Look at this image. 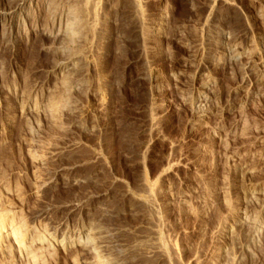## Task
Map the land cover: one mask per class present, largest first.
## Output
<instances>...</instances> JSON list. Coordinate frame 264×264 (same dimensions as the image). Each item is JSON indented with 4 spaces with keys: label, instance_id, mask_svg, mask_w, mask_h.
<instances>
[{
    "label": "rangeland",
    "instance_id": "obj_1",
    "mask_svg": "<svg viewBox=\"0 0 264 264\" xmlns=\"http://www.w3.org/2000/svg\"><path fill=\"white\" fill-rule=\"evenodd\" d=\"M7 1L10 0H0V11L10 6L12 1L9 5ZM138 1L147 30L145 48L131 14L130 1L100 0L98 14L104 31L95 37L96 45L93 42L90 49L98 66L89 69L87 74L81 70L72 75L73 83L86 78L84 81L91 85L89 89L100 86L107 105L103 113L97 110L98 102L87 87L71 90L68 106L58 107L53 115L49 112L46 120L34 116L23 119L19 113L20 101H15L14 92L21 93L23 101L34 97L43 107L45 97L58 99L59 85L51 70L62 55L48 49L49 40L41 37L28 45L16 40L10 47L0 46V147L4 144L0 149V173H6L10 179L15 174L18 181L20 177L24 179L19 183L23 195L31 186L28 184L40 186L42 196L26 199L29 202L23 211L25 218L34 221L36 217V222L38 219L54 229L62 226L59 232H74L88 220L92 221L96 226L95 247L99 255L119 264H223V247L229 249L233 264H264V234L250 242L243 227L230 221L231 241L228 234L217 231L222 219L230 220L227 206L217 197L222 183H231L227 189L228 204L251 208L241 192L249 182L264 185V167H256L249 178L232 180L208 130L191 128L192 115L176 95L180 89L194 91L199 69L215 80L214 101L219 110L239 97L235 84L239 78L237 69L232 66L230 70L223 63L215 65L212 61L224 52L217 32L228 30L241 46L247 44L249 37L257 44H264V0H232V6L228 7L216 4L215 20L208 18L210 0ZM256 8H261L262 17L257 15ZM163 10H167L165 20L160 17ZM158 22L164 24L165 35L161 37L154 32ZM144 61L154 71L152 82L142 76L146 69ZM263 100L246 110L250 120L264 122ZM150 112L156 127L152 135L146 130ZM228 113L222 112L224 125L235 119V113ZM212 116L208 120L210 126L220 121L219 115ZM19 144H22L20 148ZM233 145L229 143L228 148ZM26 149L38 160H34L36 163L26 156ZM3 160L11 161L7 164L10 168H6ZM167 161L174 167L170 168ZM161 170H168L163 185L169 186L165 191L170 195L164 191L156 197L151 211L160 219L162 240L166 244L172 242L178 250L174 261L169 250L162 260L157 255L146 258L148 212L140 211L135 200L141 193L142 176L149 182L158 181ZM180 192L190 197L191 211L179 208L172 200ZM71 203L72 210L66 207ZM258 208L255 207V212Z\"/></svg>",
    "mask_w": 264,
    "mask_h": 264
},
{
    "label": "bare ground",
    "instance_id": "obj_2",
    "mask_svg": "<svg viewBox=\"0 0 264 264\" xmlns=\"http://www.w3.org/2000/svg\"><path fill=\"white\" fill-rule=\"evenodd\" d=\"M10 1H12L11 4ZM10 1H7V3L9 2L8 5L10 4V6H8L7 9L5 10L1 9L2 11H0V46H9L10 44L13 43V41L15 42L16 40L23 41L28 45L32 41H34V39H36L37 37H41L49 40L50 44L48 49L50 48L51 51L57 52L58 54L62 55V58H59L57 61L54 62L51 70V74L56 78L59 85V92H60L59 98L48 99L45 97V100L43 101H46V103L44 104L43 107V105H38L35 102V100H33L34 97L32 99L28 98L27 99L28 101L27 100L23 101L21 93H19L18 95V92L15 91L14 92L15 101L18 102L17 101L18 99L20 101V103H18L19 104L18 107L21 117H24L23 119H25L26 116L27 117L34 116V118L42 117L43 119L45 118L47 119L49 112L53 115V113L56 111L58 107L63 105L65 107L68 106L69 104L68 95L72 93L71 90L80 91L82 88H87V87H88L87 88L88 91L91 90L90 93L92 97L95 98V100L98 102L97 110L99 111V113H103L107 105L106 102L103 100V92L100 90V88H98L100 86H97L98 85L97 84L96 88L92 87L94 89H89L91 85L88 86L87 85L88 81L87 82L84 81L86 78L78 81L76 80V82L73 83L74 77H72V75L78 71L86 70V74H87L89 69L94 70L95 68L96 65L94 61L95 57L93 59L90 53L91 52L90 49L91 46H93L95 37H98V35H100L104 31V27L103 25H101L102 23H100L101 21L99 19V14H98L99 13L98 8L101 3L100 0H10ZM129 1L131 4V8H130L132 12L131 14L137 22V26L140 31L139 36H141V39H143L142 44H144L146 43L148 37H147V30L145 27L144 17L141 11L142 8H140L141 7L139 3L140 1L138 0H129ZM231 1L232 0H210L208 18L215 20V18L217 17L216 14L218 13V10L216 4H219V6L221 7L222 6L228 7L230 5L232 6ZM256 13L259 17H262L263 15L261 8L260 9L256 8ZM160 17L161 20H165L167 18V10H163L160 13ZM207 24H209L208 21ZM154 32L158 37L165 35L163 34L164 24L162 23L161 25L158 22L155 25ZM204 32L206 33V31ZM217 33L220 37V40L222 41L221 44H223L224 52L222 57L221 54L219 56L216 55L213 57L212 61L213 63H215V65H219L223 63L224 66H226V68L230 70H232L231 68L232 66H234L237 69L239 78L237 81L238 83L235 82V84H237L238 90H236V88L233 89L240 92L239 97L232 102L230 101V104L226 105L225 108L223 106L224 109L219 110L214 101L215 96H217V93L215 95L213 90V87L215 85V80L212 76L208 74L206 75L203 74L202 70H199L198 68H197L198 70L195 69L197 70L196 78L198 80V84L197 87L194 89V91L190 93V91H188L187 89L181 90L178 87L180 90L176 88L178 90V93L175 94L177 95L178 102L181 105L185 106L186 109H188L192 115V122H189L191 123V128L192 129L201 128L208 130L210 140L218 150L219 155L221 154L220 158L223 157V162L225 166H227V169L229 171L228 172L229 176H232V180L236 178L244 179V177L249 178L252 175V173H254V171L256 170V167L258 166L264 167V122L258 123L255 121L256 119L250 120L245 113L249 107H252L259 100L264 99V44L261 42L257 44L255 43L252 37L248 36L249 39L247 44L241 46L237 44L238 43L237 40L233 39V37L231 36L228 30L220 29V31H218ZM94 43L96 45V42ZM142 46L145 48V44ZM197 49H195V55L196 57L197 56L199 57V53H198L199 49L198 50ZM69 52L71 53L68 54ZM144 66L146 67V69L142 73V76L145 79H148L150 82H152L153 80H155V78L153 79L155 75L153 73L154 71H152L148 67L146 61H144ZM236 91H234V93H236ZM11 95L13 96L12 93ZM20 95L21 97L19 98ZM41 104H43V102ZM205 106L206 108H204ZM223 111L227 113L232 112L236 114L234 121H232L229 125H224L221 122V115ZM212 115H214V117L216 115H219V119H220L219 123L216 122L214 126H210V124L208 123L209 122L208 120ZM147 121L148 123L146 130H148V132L152 135V133H154V131L156 130L155 129L156 127L154 123L155 118L151 114V112L148 115ZM1 134L2 133H0V135ZM247 135L249 136L247 137ZM5 136L7 137V135ZM246 142H249V144L246 145L245 144ZM23 143L24 142H22V144ZM229 143L234 144L233 145L234 147L232 148L230 147L231 149L228 148ZM22 144H19V148L20 145ZM3 147L4 144L2 148L0 147V149H3ZM212 149H214V147ZM29 151H27L26 156L30 158L29 159L30 161L36 163V161L38 160H36V158L31 155L32 152L29 153ZM8 160L6 158V161ZM6 161L4 162L6 163L5 164L7 166L6 168H10V165L8 167L7 164L11 161L9 162ZM169 163L170 162L167 161L166 164L169 165ZM169 166L170 168H172V166L174 167V165H169ZM167 171L161 170L158 175L159 180L154 182H149L145 176H142L139 183V186H141V193L138 194V197L135 198V200L136 203L138 204L137 207L140 208V211H143L141 209H144L145 211L147 210L148 212L145 218V227H147V229L149 230L148 233L149 236L146 237L145 234H143V236L147 238L146 239L147 246L144 247L149 248L147 249L146 252V256H147L146 258L148 257L151 258L152 256L157 255V258H160V260H162L166 258L167 250H169L171 254L169 252L168 254L173 256L172 261H174L178 256V252H177L178 250L175 248L174 244H171L172 242L170 244L168 243L166 244L162 240L159 230L160 219L158 217V214H153L154 212L151 211L154 203V199L158 197L161 193H164L165 190L169 189L168 188L169 186L163 185L167 176L166 175ZM20 181H24V179L21 180L20 177L18 181L16 174L14 175L13 178L10 179L6 176V173H0V264H116V263L119 264L117 260L115 262L109 258H102L101 255H99V252L95 247L96 234L94 233L95 231L94 228L96 226H94L95 223H93L92 221L88 220L85 223V225L82 226L81 229L77 231L69 232L64 230L63 232H59L62 226L60 228L57 227L56 229H54L46 224H43L38 219H37L38 222H36L35 221L36 217L34 221H29V219L25 218L24 217L25 214L23 215V211H25L24 209L28 208L27 202H29V201L26 202V199L36 200L37 197L42 196V193H41V188L40 186H38V184L32 185L31 183L28 184L29 186L31 185L30 188H28L29 190L27 189V186H25L26 188L24 187L25 189L28 190V191L26 190V193L27 192L28 193H27V197L25 198L26 193L25 195H23L22 194L23 190L21 192L19 188L20 187L19 183H21ZM235 181H237V179ZM260 183L253 184L252 182H249L247 187H245V189L241 192L242 195H244L243 200H246V203H248V205H250L251 208H248L244 205H243L244 207L237 206L238 208H236L234 207L235 204H233V206L230 202L228 204L227 203L228 200L226 199V196L228 194L227 192L229 191V187L231 186V183L230 184H228V182L226 184L222 183V186L219 189V194L217 193V197L222 204L224 203V205L227 206L226 211L228 212V217L230 220L228 221L223 219L221 220L222 223L220 224L219 227L217 226L218 227L217 231H219L218 233L221 234V232H225L226 234H228V236H230L229 240L231 241L233 234L231 223H236V224L238 223L243 227V230L248 235L249 237L248 239H250V242L251 241L254 242L255 240H258V238H260V236L264 234V185ZM47 185L48 184H46V186ZM48 187L49 186H47L46 190L50 189ZM166 192L167 191H165V193ZM168 193L169 191L167 192V195L169 196L170 193L169 194ZM186 194L187 193L180 192L175 197V200L171 197L173 201L179 204L178 206L179 208L189 209L190 197L188 199ZM130 198L132 197L130 196ZM132 200L134 201V199ZM71 206L72 203L71 205L66 207L68 208L70 207V209L72 210ZM257 206L259 207L258 212H255L256 210L254 209ZM201 210H203V208H201ZM102 214L104 213L102 212ZM236 238L237 237L235 236L234 238L235 241ZM143 245L144 244H142V246ZM227 249L226 247H223L221 251L223 264H233L234 258L230 257ZM243 249L245 248L243 247ZM142 251L145 250L142 249Z\"/></svg>",
    "mask_w": 264,
    "mask_h": 264
}]
</instances>
